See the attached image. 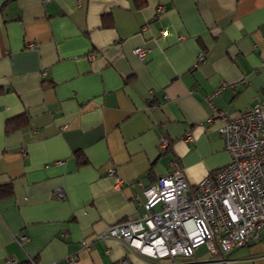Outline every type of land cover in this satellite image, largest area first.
Wrapping results in <instances>:
<instances>
[{
    "label": "crops",
    "instance_id": "crops-1",
    "mask_svg": "<svg viewBox=\"0 0 264 264\" xmlns=\"http://www.w3.org/2000/svg\"><path fill=\"white\" fill-rule=\"evenodd\" d=\"M223 83L217 110L264 104V0H0V264H264V232L173 260L99 236L175 162L194 191L231 161Z\"/></svg>",
    "mask_w": 264,
    "mask_h": 264
},
{
    "label": "built area",
    "instance_id": "built-area-1",
    "mask_svg": "<svg viewBox=\"0 0 264 264\" xmlns=\"http://www.w3.org/2000/svg\"><path fill=\"white\" fill-rule=\"evenodd\" d=\"M29 46L34 48L35 43ZM135 52L142 59L146 56L142 47ZM203 57L199 55L200 59ZM243 82L244 79L239 80L235 85ZM229 85L223 83L207 95L214 109L212 98ZM215 119L221 120L218 130L231 161L204 176L194 191L175 162L171 172L143 189V213L111 225L100 238H120L141 254L173 260L189 259L200 250L214 254L220 250L230 252L245 245L253 235L264 232V104L257 103L237 115L217 110L210 121ZM185 138L192 139L193 133H186ZM169 145V138L161 136L160 147ZM56 196L65 195L59 190ZM26 239L22 235L19 241ZM74 262V258L69 259V263ZM8 263L14 264L15 259L9 258ZM119 264L131 263L125 257Z\"/></svg>",
    "mask_w": 264,
    "mask_h": 264
},
{
    "label": "trees",
    "instance_id": "trees-1",
    "mask_svg": "<svg viewBox=\"0 0 264 264\" xmlns=\"http://www.w3.org/2000/svg\"><path fill=\"white\" fill-rule=\"evenodd\" d=\"M24 117L22 115L13 117L11 119H8L7 124H6V129L10 130V129H18V128H22L23 127V123L21 122V119H23ZM86 160L84 158L81 159V162H85ZM9 187V185H8ZM35 262V261H34ZM24 264H34L33 261L29 260L27 263Z\"/></svg>",
    "mask_w": 264,
    "mask_h": 264
},
{
    "label": "rangeland",
    "instance_id": "rangeland-1",
    "mask_svg": "<svg viewBox=\"0 0 264 264\" xmlns=\"http://www.w3.org/2000/svg\"><path fill=\"white\" fill-rule=\"evenodd\" d=\"M260 101L264 102V94L261 96Z\"/></svg>",
    "mask_w": 264,
    "mask_h": 264
}]
</instances>
